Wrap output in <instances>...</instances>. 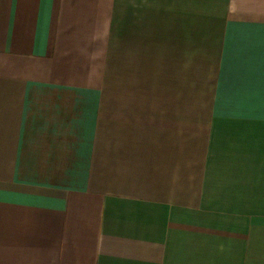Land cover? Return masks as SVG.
Wrapping results in <instances>:
<instances>
[{
  "label": "crops",
  "instance_id": "crops-1",
  "mask_svg": "<svg viewBox=\"0 0 264 264\" xmlns=\"http://www.w3.org/2000/svg\"><path fill=\"white\" fill-rule=\"evenodd\" d=\"M0 264H264V0H0Z\"/></svg>",
  "mask_w": 264,
  "mask_h": 264
}]
</instances>
